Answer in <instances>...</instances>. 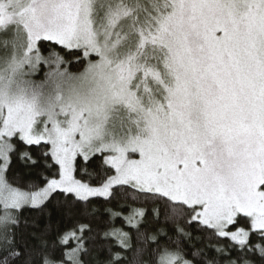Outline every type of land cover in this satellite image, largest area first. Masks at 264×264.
Returning <instances> with one entry per match:
<instances>
[{
	"label": "snow or ice",
	"instance_id": "snow-or-ice-1",
	"mask_svg": "<svg viewBox=\"0 0 264 264\" xmlns=\"http://www.w3.org/2000/svg\"><path fill=\"white\" fill-rule=\"evenodd\" d=\"M0 264H264V0H0Z\"/></svg>",
	"mask_w": 264,
	"mask_h": 264
}]
</instances>
